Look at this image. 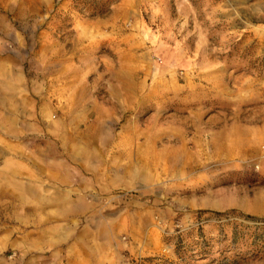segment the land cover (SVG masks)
<instances>
[{"label":"rangeland","instance_id":"374dc122","mask_svg":"<svg viewBox=\"0 0 264 264\" xmlns=\"http://www.w3.org/2000/svg\"><path fill=\"white\" fill-rule=\"evenodd\" d=\"M0 264H264V0H0Z\"/></svg>","mask_w":264,"mask_h":264}]
</instances>
